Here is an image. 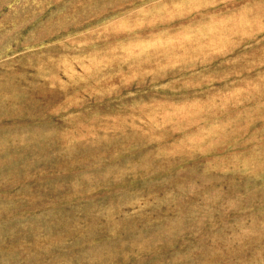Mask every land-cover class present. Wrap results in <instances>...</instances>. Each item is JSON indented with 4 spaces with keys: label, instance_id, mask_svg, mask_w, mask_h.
I'll use <instances>...</instances> for the list:
<instances>
[{
    "label": "rangeland",
    "instance_id": "obj_1",
    "mask_svg": "<svg viewBox=\"0 0 264 264\" xmlns=\"http://www.w3.org/2000/svg\"><path fill=\"white\" fill-rule=\"evenodd\" d=\"M0 264H264V0H0Z\"/></svg>",
    "mask_w": 264,
    "mask_h": 264
}]
</instances>
